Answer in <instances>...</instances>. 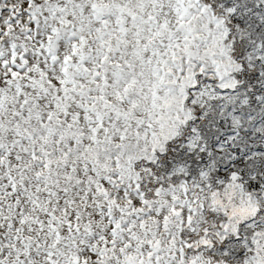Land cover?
I'll use <instances>...</instances> for the list:
<instances>
[{
    "label": "snow or ice",
    "instance_id": "obj_1",
    "mask_svg": "<svg viewBox=\"0 0 264 264\" xmlns=\"http://www.w3.org/2000/svg\"><path fill=\"white\" fill-rule=\"evenodd\" d=\"M0 264H264V0H0Z\"/></svg>",
    "mask_w": 264,
    "mask_h": 264
}]
</instances>
